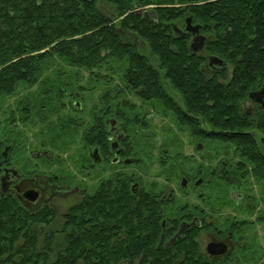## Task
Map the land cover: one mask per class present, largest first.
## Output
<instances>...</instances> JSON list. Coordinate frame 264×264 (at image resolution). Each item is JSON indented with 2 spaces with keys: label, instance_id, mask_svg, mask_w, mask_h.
<instances>
[{
  "label": "flooded vegetation",
  "instance_id": "obj_1",
  "mask_svg": "<svg viewBox=\"0 0 264 264\" xmlns=\"http://www.w3.org/2000/svg\"><path fill=\"white\" fill-rule=\"evenodd\" d=\"M99 2L105 24H115L118 33L137 48L138 37L130 30L122 32L121 17L107 16L105 0ZM191 9L184 4L177 18L163 21L157 20L153 5L133 11L141 19L151 15L152 21L145 24L161 29L167 41L170 26L175 34L189 35L188 46L194 36L186 29L190 18L191 25H199L205 44L207 35L194 21ZM222 65H213V81L233 83L232 69L226 70L224 77ZM52 81L51 86H42V91L54 90L62 108L72 100L75 110L74 115L64 113L61 122L56 121L60 132L47 123L45 134L40 129L28 134L20 129L18 139L10 140L8 129L1 133L0 237L5 250L0 248V264L13 263L14 255L7 251L10 237L22 244L26 237L35 242L36 264H58L61 255L67 264H264L257 256L256 250L261 248L259 243L254 245L257 235L251 228L255 226L251 222L264 223V215L249 219V201L253 199L241 193L247 166L233 159L240 157L239 150L201 149L199 139L195 151H183V158L190 159L182 160V151L171 154L161 142L155 150L150 140L153 134L124 132L128 120L122 118L118 95L112 97L104 87L92 116L96 128L87 126L74 135L64 133L69 126L84 122L75 113L82 109L90 90L88 86L80 89L79 83L70 87L67 79ZM262 87L264 81L249 89L237 104L247 122L255 125L264 124V96L255 101L249 93ZM112 90L114 94L120 91ZM58 109L51 108L55 119ZM22 110V124L48 121L41 110ZM8 117L4 126L15 119ZM74 138L69 144L64 141ZM71 145L77 151L75 159L69 153ZM259 154L264 157V150Z\"/></svg>",
  "mask_w": 264,
  "mask_h": 264
},
{
  "label": "trees",
  "instance_id": "obj_2",
  "mask_svg": "<svg viewBox=\"0 0 264 264\" xmlns=\"http://www.w3.org/2000/svg\"><path fill=\"white\" fill-rule=\"evenodd\" d=\"M105 1L111 5L110 13L122 16V32L130 30L145 40L158 68L113 25L105 24L99 0H0V95L15 93L21 84L51 86L41 74L56 58L89 70L108 65L110 59L125 60L122 77L134 93L173 112L178 127L188 130L191 137L212 147L217 142L239 150L248 174L263 179L264 157L259 151L264 150V137L257 140L250 131L254 128L264 135V124L247 122L237 104L249 89L264 81V0ZM184 4L193 8L194 21L207 35L199 52L189 49V35L175 34L170 26L167 41L161 29L145 24L152 21L151 15L141 19L133 11L153 5L157 20H174ZM209 55L223 61L224 77L232 69L233 83L213 81ZM160 75L180 92L185 108L167 95ZM130 117L135 120L137 115ZM25 239V244L8 239L12 264L37 263L35 242ZM4 244L0 237V248ZM58 259V264L68 263L62 255Z\"/></svg>",
  "mask_w": 264,
  "mask_h": 264
},
{
  "label": "rangeland",
  "instance_id": "obj_3",
  "mask_svg": "<svg viewBox=\"0 0 264 264\" xmlns=\"http://www.w3.org/2000/svg\"><path fill=\"white\" fill-rule=\"evenodd\" d=\"M96 5H99L98 2H95ZM105 10L107 16L110 15L109 9L111 5L108 4L105 1ZM122 17V16H121ZM120 18V17H119ZM121 19V18H120ZM115 23L118 24V20L115 21ZM115 25V24H113ZM134 40V39H132ZM142 44V45H141ZM137 48L138 51L142 54H145L151 61V63L158 68V60L156 56L151 54L147 43L142 38L138 37L137 41ZM208 63V61H207ZM52 65H50L48 70L43 71L41 74L42 78H47V81L51 82V80L54 81L58 78L67 79L69 82L66 85H69L70 87H75L79 83V88L81 89V86H88V90H90L86 96L85 101L83 102V107L80 111H78L76 116L79 120L84 121L82 125L75 126L74 124L72 126H69L67 130H65L64 133L69 134H80L85 130V127L90 126L93 127V129L96 128V126L93 125L94 121L92 120V116L94 115V111L97 110L99 104L101 103V93H102V87H104V91H107L108 93L111 92L112 95H118L116 98L117 102H120L121 106V112H124L125 114L122 116L123 119L128 120L127 125H125V131L128 133H150L153 134L154 137L150 139L153 143V148L157 150L159 148V144H164L167 146V149L170 151L171 154H174L173 151H182L181 159H190V156L183 158V151L189 152V151H195V143L200 142L197 141V138L191 137L188 130H183L182 128L178 127L176 124V120L178 119V116H176L171 111L164 110V106L157 101H145L141 99L134 91L126 84V82L123 79V69L125 66V60H120L117 58L110 59L108 62V65H102L99 69L89 70L84 69L81 67H78L76 65H68L66 64L62 59L56 58L51 62ZM61 71H64V73L68 74V76L62 77ZM77 71V73H75ZM160 74L163 73L161 70ZM71 74H75L77 77H72ZM162 78L163 76L160 75ZM163 79V85L165 87V91L167 95L171 96L174 101L179 104L182 108L184 107L183 99L181 97L180 92L173 88L172 85L169 83L168 80L165 78ZM52 81V82H53ZM59 86L60 83H57ZM102 88V89H100ZM42 87L39 86V83L34 85H25L21 84L17 87L15 93L9 94V95H0V137L2 138L1 133L4 134V129L8 132L9 139L12 140L14 137L16 138V134L19 132L20 129H23L25 133H35L37 130L39 132L45 134L47 130V123H50L51 127L54 132H60L59 131V125L56 123L58 121L61 122V115L65 114H71L74 115L72 111L74 110L72 100L68 103L67 106L63 107L60 104V100L56 98V96H53L55 91H49L48 93H44L42 91ZM100 89V90H98ZM112 89L120 90L118 93L114 94L112 92ZM116 92V91H115ZM113 97V96H112ZM115 100L112 98L111 103ZM59 108L57 110L58 112V119H55V116L51 113V108ZM24 108H29L34 111L41 110L48 118L47 122H41L40 119H37L35 124L31 125L29 122L23 121V124L20 119L25 114H22L21 111ZM49 113V114H48ZM9 115L8 119L15 118L13 120H10V122L4 126V119L5 117ZM126 115V116H125ZM129 115V116H127ZM132 115H137V118L133 120ZM125 117V118H124ZM137 119V121H136ZM3 129V130H2ZM58 129V131H57ZM51 130V129H50ZM124 131V132H125ZM251 131L256 136V139L258 140L261 138V133L252 128ZM250 131V132H251ZM126 133V132H125ZM28 137V135H27ZM141 141H144V138H138ZM196 139V140H195ZM147 140V139H146ZM66 143H71L73 141H76L75 138L71 140H64ZM30 143V141H27ZM161 142V143H160ZM201 143V142H200ZM203 146L201 149H209L210 143L207 144L202 142ZM76 147L79 148L78 143L76 144ZM76 148V149H77ZM68 149H70L72 152H69L72 154V159L76 158L77 151L74 152L75 146L71 145ZM213 149H217V151H224V150H233L232 147L229 148H223L222 144H218L217 142H213ZM235 160V163H237L238 159L240 161H244L241 156L239 158L233 157ZM239 162V161H238ZM172 162H169V164ZM185 165H188V162H184ZM178 165V164H176ZM249 167H247V170L245 172H248ZM247 179V180H246ZM246 183L244 185V190L241 192L243 193L242 197L246 198L247 195L249 198H252L253 201H249L252 211H249V219L254 220L256 217L258 218L259 215H264V178H258L255 176H251L248 174V177H246ZM225 190V189H224ZM241 191V190H240ZM254 208V209H253ZM256 218V219H257ZM264 218V217H263ZM255 226H252L251 228L254 229L257 236H255L256 240L255 244H258L260 246L261 250H256L260 253L257 256H260L259 258L264 259V223H253ZM250 242L252 243V238L250 237ZM251 246V247H254Z\"/></svg>",
  "mask_w": 264,
  "mask_h": 264
},
{
  "label": "water",
  "instance_id": "obj_4",
  "mask_svg": "<svg viewBox=\"0 0 264 264\" xmlns=\"http://www.w3.org/2000/svg\"><path fill=\"white\" fill-rule=\"evenodd\" d=\"M186 23V29L194 33V36L189 43V49L193 52H197L203 48L205 36L199 33V25H191L190 18H187ZM222 63L223 61L217 56L210 55L208 58V65L211 67H213V65H221ZM263 96L264 87L249 93V97L255 101H262Z\"/></svg>",
  "mask_w": 264,
  "mask_h": 264
}]
</instances>
